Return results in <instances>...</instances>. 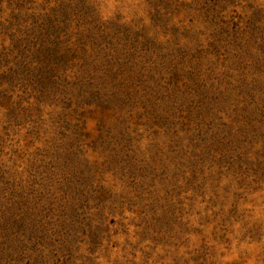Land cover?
<instances>
[{"label": "rangeland", "instance_id": "obj_1", "mask_svg": "<svg viewBox=\"0 0 264 264\" xmlns=\"http://www.w3.org/2000/svg\"><path fill=\"white\" fill-rule=\"evenodd\" d=\"M0 264H264V0H0Z\"/></svg>", "mask_w": 264, "mask_h": 264}]
</instances>
